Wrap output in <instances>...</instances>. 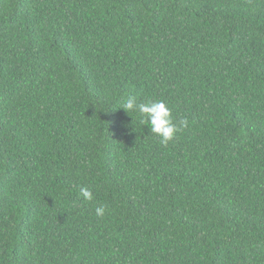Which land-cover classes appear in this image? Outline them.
I'll list each match as a JSON object with an SVG mask.
<instances>
[{
    "label": "trees",
    "instance_id": "obj_1",
    "mask_svg": "<svg viewBox=\"0 0 264 264\" xmlns=\"http://www.w3.org/2000/svg\"><path fill=\"white\" fill-rule=\"evenodd\" d=\"M0 264H264V0H0Z\"/></svg>",
    "mask_w": 264,
    "mask_h": 264
},
{
    "label": "clouds",
    "instance_id": "obj_2",
    "mask_svg": "<svg viewBox=\"0 0 264 264\" xmlns=\"http://www.w3.org/2000/svg\"><path fill=\"white\" fill-rule=\"evenodd\" d=\"M124 109L128 114L130 112H138L141 115V123L148 124L150 133L155 134L160 138L162 144H167L172 141L176 134L182 128L187 127L188 120L181 119L179 123L173 122L171 108L164 101H148L147 103H138L136 97H129L123 104ZM84 199L91 201L94 194L88 188L81 189ZM106 206H98L95 209L96 215L104 216Z\"/></svg>",
    "mask_w": 264,
    "mask_h": 264
}]
</instances>
